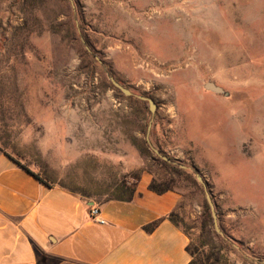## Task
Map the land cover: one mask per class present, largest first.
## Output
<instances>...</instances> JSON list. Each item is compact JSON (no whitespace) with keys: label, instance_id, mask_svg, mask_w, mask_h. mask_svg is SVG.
<instances>
[{"label":"rangeland","instance_id":"374dc122","mask_svg":"<svg viewBox=\"0 0 264 264\" xmlns=\"http://www.w3.org/2000/svg\"><path fill=\"white\" fill-rule=\"evenodd\" d=\"M148 133L209 184L228 264H264V0H0L1 150L102 203L172 178ZM201 186L175 187L195 241Z\"/></svg>","mask_w":264,"mask_h":264},{"label":"crops","instance_id":"0c3cea01","mask_svg":"<svg viewBox=\"0 0 264 264\" xmlns=\"http://www.w3.org/2000/svg\"><path fill=\"white\" fill-rule=\"evenodd\" d=\"M149 184L132 201L98 203L47 186L0 149V264H188L190 239L168 219L181 195Z\"/></svg>","mask_w":264,"mask_h":264},{"label":"trees","instance_id":"16d2710c","mask_svg":"<svg viewBox=\"0 0 264 264\" xmlns=\"http://www.w3.org/2000/svg\"><path fill=\"white\" fill-rule=\"evenodd\" d=\"M160 150V149H159ZM161 151V150H160ZM10 159L15 161L19 166H21L23 169L31 173L35 178H37L39 181L45 183L47 186L52 187L54 184L48 179H44L39 174L31 171L28 167L20 164L15 158H13L10 154L7 152H4ZM162 163L171 170L172 178L169 181H166L164 183H158L156 181H152L149 184V190L156 193V194H164L169 191H175V187L178 184V181L184 180L195 187L202 188L201 184L198 182L197 179H195L193 173H198V168L193 165V172L184 170L180 168L179 165L175 163H169L167 161H162ZM208 189H209V184ZM62 188H65L73 193H75L73 190L68 189L67 187L63 185H58ZM137 189H135L133 186H130L126 183H122L118 185L115 189V194L113 197H110L106 199L105 201L116 199L120 201H132L135 197ZM211 195L212 191L209 190ZM185 198V196H183ZM104 201V202H105ZM183 208V202L179 205L178 209ZM205 211L203 215V219L201 222V234L197 241L193 239L190 234H188L187 231L183 230L180 227V214L179 212L173 211L169 214L168 219L175 224L177 227H180L189 237L190 242L187 246V252L189 253L191 260L188 264H228V258L227 253L230 248H232L231 243L229 240L225 239L224 237L220 236L213 227V219L212 214L209 209V204L206 202L204 205ZM219 222L221 225V220L219 216ZM160 220H157L155 222H152L144 227V230L151 233L153 232L157 226L159 225ZM222 226V225H221Z\"/></svg>","mask_w":264,"mask_h":264},{"label":"water","instance_id":"95a60500","mask_svg":"<svg viewBox=\"0 0 264 264\" xmlns=\"http://www.w3.org/2000/svg\"><path fill=\"white\" fill-rule=\"evenodd\" d=\"M110 80L113 84V86L120 90L124 95L128 96V97H132V96H135L137 98H139L140 100H143V101H148L149 104H150V110H151V113L154 114L155 113V110H156V105L154 103V101L152 99H149V98H146L144 96H140V95H135L129 88H126L123 84H121L115 77H110ZM205 88L209 91H212V92H215V93H218V94H224V90L217 86L215 83L213 82H209L206 84ZM152 124V122H151ZM151 124H150V127H151ZM150 127H149V130H150ZM147 143L148 145L150 146V148L155 152V154H157L160 158H162L163 160L169 162V163H172L173 161L168 158L167 156L163 155L161 153V151L156 148L151 139H150V135L148 133V136H147ZM176 164V162H173ZM180 167L183 168V169H187L188 167L183 165V164H180ZM197 179L198 181L203 185L204 187V190H205V195H206V199H207V202L210 206V209H211V212H212V216H213V221H214V227H215V230L216 232L223 236L224 233L220 227V224H219V220H218V213H217V210H216V206H215V203L213 201V198H212V195L208 189V185H207V182L205 180V178L198 172L197 173Z\"/></svg>","mask_w":264,"mask_h":264},{"label":"built area","instance_id":"2783aa9c","mask_svg":"<svg viewBox=\"0 0 264 264\" xmlns=\"http://www.w3.org/2000/svg\"><path fill=\"white\" fill-rule=\"evenodd\" d=\"M91 213H92L93 218H94V219H97V216L99 215L100 210H99L98 208H95V209H93V210L91 211ZM99 221H100V222H103V220H99Z\"/></svg>","mask_w":264,"mask_h":264}]
</instances>
